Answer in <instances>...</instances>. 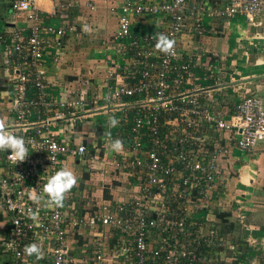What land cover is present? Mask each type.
<instances>
[{
  "label": "built area",
  "instance_id": "2783aa9c",
  "mask_svg": "<svg viewBox=\"0 0 264 264\" xmlns=\"http://www.w3.org/2000/svg\"><path fill=\"white\" fill-rule=\"evenodd\" d=\"M38 1H11L30 26L3 45L13 115L6 131L23 137L27 154L20 162L1 151L0 213L9 227L0 264H255L224 241L216 213L240 205L235 152L253 154L264 143V100L237 82L232 53L203 45L223 20L244 54L260 53L264 0H123L111 10L117 22L104 71L76 72L56 95L42 64L45 42L72 29L42 23ZM159 33L175 40L173 55L155 49ZM50 58L73 71L59 49ZM223 92L236 96L233 104ZM116 139L119 153L111 149ZM61 168L77 184L62 208L49 207L42 189ZM236 218L224 216L228 224ZM254 231L245 229L250 245ZM31 243L42 259L23 253Z\"/></svg>",
  "mask_w": 264,
  "mask_h": 264
},
{
  "label": "crops",
  "instance_id": "0c3cea01",
  "mask_svg": "<svg viewBox=\"0 0 264 264\" xmlns=\"http://www.w3.org/2000/svg\"><path fill=\"white\" fill-rule=\"evenodd\" d=\"M11 1L12 0H0V11H5V17H0V37L2 38L0 40V67L3 65V60L5 59L3 56V45H9L10 34L17 30L25 29V31H27L30 26V22L27 20L26 15L15 14L11 10ZM122 1L123 0H39L37 2L36 13L42 23L72 29L71 32L59 38L49 36L46 39L47 52L43 57L42 64L46 70L49 95H56L58 92L56 88L57 84L63 82V80H66L68 77H73L76 72L87 74L91 71L93 73L91 76L95 77L97 72L96 67H98L101 72L104 71L103 60L106 55L105 44L110 41L116 29L117 22L115 12L111 10L120 6ZM85 24L90 27V32L86 33L83 31V26ZM213 26L212 28L215 29L216 33L212 37L205 38L203 46L211 48L221 56L226 55L228 52H230V54L232 53L236 59L235 67L238 71L237 82L243 81V84L249 87L253 93L261 95L263 90L259 89L263 87V80L261 82L254 81L255 79L253 78H257L264 73L263 61L261 62L258 60L254 64L252 63V65L249 62L250 52L244 56L241 54L240 47L237 48L235 46V41H231L234 36L238 37L239 34H233L229 39L227 37V25L225 21H215ZM217 32L220 33L217 35ZM222 32L226 33L221 34ZM239 39L240 38H238V41ZM240 46L242 47V45ZM54 49H59L61 51V59L65 63L71 64L74 67L72 68L73 71L75 70L74 72L67 69V66H55L52 64L50 51ZM219 49L224 50L220 53ZM258 62H261V69L259 67L256 70L257 72H252V67L259 64ZM9 91L10 86L0 73V118L5 119L6 127L13 120L8 99ZM225 93L226 92H223L222 94L223 99L226 100L228 104H233L236 96L234 94H229V97L225 98ZM27 97L28 100L31 99V96L27 95ZM223 99L222 103H225ZM90 148V146H87L88 154L92 152ZM260 151H264V148L261 146L258 147L257 152L253 154L244 155L238 151L235 152V155L242 159L237 163L240 172L239 181L243 174L242 182H246V184H244L240 181L239 187L242 189L245 188V186L251 187L256 180L259 179L257 172L262 173L261 170L263 171L264 169V162L261 163ZM2 160L3 154L0 151L1 175L3 174V170L1 169ZM2 215L4 214L2 213ZM6 223L7 222H3V220L0 222V241L3 240L8 232Z\"/></svg>",
  "mask_w": 264,
  "mask_h": 264
},
{
  "label": "rangeland",
  "instance_id": "374dc122",
  "mask_svg": "<svg viewBox=\"0 0 264 264\" xmlns=\"http://www.w3.org/2000/svg\"><path fill=\"white\" fill-rule=\"evenodd\" d=\"M4 14L5 11H0V17L4 18L5 17ZM259 31L261 33H264V24L262 29H260ZM240 45H242L241 42L238 41V38H236L235 46L237 48L240 47L241 54L244 56L245 55L243 54L244 49ZM222 50L224 49H221L219 52L221 53ZM258 60H260L261 62L263 61L262 63L264 64V49L260 53H257L256 51L250 52L249 62L251 64L252 63L254 64ZM261 62H258L259 64H256L255 66L252 67V72H257L256 70L261 66ZM263 75L264 73L261 76ZM261 76L257 77L254 81L261 82L263 80L262 83L263 87L260 88L259 90H263L261 97L264 100V79H261L260 78ZM261 147L264 148V143L261 145ZM259 154L261 157V163H263L264 151H260ZM261 172L262 173L257 172V174L259 175V179H257L256 182L251 187L245 186V188L242 189L241 187L238 186L239 190L237 194L240 205H238L236 208L235 206H233L234 209L231 211H226L224 207H220L216 213L218 215H224V216L232 215L235 218L236 216H238L235 219V221H233V223L230 224L232 225V231L225 233L226 235H230V236H225V234L223 233L224 236L222 237L224 241L231 242V244H234L236 248V252L238 253L239 258L242 259V262H251L255 264H264V169L263 171L261 170ZM242 178H243V174H242ZM242 183L246 184L245 181H243ZM3 222H6V218L4 219ZM8 226L9 225L7 224L6 225L7 230H8ZM249 228H253V230H255L254 234L258 235L257 237L258 239L257 238L254 239L256 242L253 243V245H250L248 241L250 237L245 235V229H249ZM226 247L227 245H225V243L218 246V250H220L221 252V257H224V255L226 254V252H224V250L227 251ZM218 262H220V258L217 259L216 263ZM233 264H242V263L238 261V262H233Z\"/></svg>",
  "mask_w": 264,
  "mask_h": 264
},
{
  "label": "clouds",
  "instance_id": "9594fccd",
  "mask_svg": "<svg viewBox=\"0 0 264 264\" xmlns=\"http://www.w3.org/2000/svg\"><path fill=\"white\" fill-rule=\"evenodd\" d=\"M84 32H90V27L85 24L83 26ZM175 40L170 39L169 36L159 33L155 43V49L167 55L174 54ZM110 126L115 127L118 121L115 118L110 119ZM55 147V145H53ZM111 149L117 153L123 150V143L121 140L116 139L111 143ZM10 152V159L14 161L23 162L27 154V148L25 146V140L21 136H17L9 131H6V122L4 118H0V151ZM77 184L75 174L66 169L61 168L56 171L54 175L50 176L47 183L43 186V193L46 195V204L49 207L62 208L64 206V200L66 194ZM35 202L40 203V196L31 197ZM23 253L28 256H35L37 260L43 258V251L38 243H31L26 245L23 249Z\"/></svg>",
  "mask_w": 264,
  "mask_h": 264
},
{
  "label": "trees",
  "instance_id": "16d2710c",
  "mask_svg": "<svg viewBox=\"0 0 264 264\" xmlns=\"http://www.w3.org/2000/svg\"><path fill=\"white\" fill-rule=\"evenodd\" d=\"M218 216L221 219V230H222V233L225 234L227 232L232 231V225L227 223V221L224 219V215H218Z\"/></svg>",
  "mask_w": 264,
  "mask_h": 264
},
{
  "label": "water",
  "instance_id": "95a60500",
  "mask_svg": "<svg viewBox=\"0 0 264 264\" xmlns=\"http://www.w3.org/2000/svg\"><path fill=\"white\" fill-rule=\"evenodd\" d=\"M260 78H261V79H264V75L261 76ZM253 79H256V78H253ZM67 80L70 82V81H72V80H75V77H68ZM239 83H241V82H239ZM1 221H2V216H1V214H0V222H1Z\"/></svg>",
  "mask_w": 264,
  "mask_h": 264
},
{
  "label": "bare ground",
  "instance_id": "6f19581e",
  "mask_svg": "<svg viewBox=\"0 0 264 264\" xmlns=\"http://www.w3.org/2000/svg\"><path fill=\"white\" fill-rule=\"evenodd\" d=\"M261 67H262V65H261ZM261 69V68H260ZM251 71V70H250ZM240 181H241V183H242V175H241V177H240Z\"/></svg>",
  "mask_w": 264,
  "mask_h": 264
}]
</instances>
